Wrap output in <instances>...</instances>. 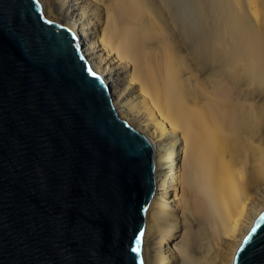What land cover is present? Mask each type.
<instances>
[{
  "label": "bare ground",
  "instance_id": "6f19581e",
  "mask_svg": "<svg viewBox=\"0 0 264 264\" xmlns=\"http://www.w3.org/2000/svg\"><path fill=\"white\" fill-rule=\"evenodd\" d=\"M39 1L47 18L77 35L119 115L153 142L158 186L145 212L144 262L205 264L192 254L189 214L216 228L228 196L238 203L219 242L226 256L213 263L232 264L264 207V181L243 194L242 172L230 187L235 175L223 142L264 106V0Z\"/></svg>",
  "mask_w": 264,
  "mask_h": 264
},
{
  "label": "water",
  "instance_id": "95a60500",
  "mask_svg": "<svg viewBox=\"0 0 264 264\" xmlns=\"http://www.w3.org/2000/svg\"><path fill=\"white\" fill-rule=\"evenodd\" d=\"M157 186L152 140L77 35L39 0H0V264H146ZM232 264H264V207Z\"/></svg>",
  "mask_w": 264,
  "mask_h": 264
},
{
  "label": "rangeland",
  "instance_id": "374dc122",
  "mask_svg": "<svg viewBox=\"0 0 264 264\" xmlns=\"http://www.w3.org/2000/svg\"><path fill=\"white\" fill-rule=\"evenodd\" d=\"M45 3L47 4V2ZM56 5L54 8L55 13H60V6L58 4ZM223 142L224 156L229 161L230 169L235 175V180L230 182L229 185L230 187L236 185L239 174L244 172L246 180L241 193L250 196V194H253L255 190H258L263 185L262 183L264 181V106L258 117H253L252 115V118L246 122L230 127ZM256 162L259 165H256ZM224 188L221 187L225 192ZM261 189L262 194H264V186ZM224 192H220L222 197ZM226 198L228 196H224V199H222L223 201L227 200L230 208L224 217L223 223L216 226V228L199 224V215L196 213L189 214V218L192 220L190 222V230L195 234L192 254L201 263L205 261V264H214L213 262L223 261L226 256L227 248L225 242L223 243L224 245L219 242L223 241L225 237V223L234 214L236 204L238 203V200L235 201L234 198L232 200ZM151 244V240L147 239L145 242L147 254L150 252L149 248Z\"/></svg>",
  "mask_w": 264,
  "mask_h": 264
},
{
  "label": "snow or ice",
  "instance_id": "6c2138e0",
  "mask_svg": "<svg viewBox=\"0 0 264 264\" xmlns=\"http://www.w3.org/2000/svg\"><path fill=\"white\" fill-rule=\"evenodd\" d=\"M138 250H139L138 248L134 249V251H138Z\"/></svg>",
  "mask_w": 264,
  "mask_h": 264
}]
</instances>
